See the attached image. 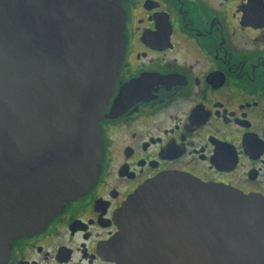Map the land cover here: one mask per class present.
<instances>
[{
    "label": "water",
    "instance_id": "1",
    "mask_svg": "<svg viewBox=\"0 0 264 264\" xmlns=\"http://www.w3.org/2000/svg\"><path fill=\"white\" fill-rule=\"evenodd\" d=\"M122 22L105 0H0V264L94 182ZM113 218L116 264H264V200L226 186L158 175Z\"/></svg>",
    "mask_w": 264,
    "mask_h": 264
},
{
    "label": "flooded vegetation",
    "instance_id": "2",
    "mask_svg": "<svg viewBox=\"0 0 264 264\" xmlns=\"http://www.w3.org/2000/svg\"><path fill=\"white\" fill-rule=\"evenodd\" d=\"M123 51L94 182L1 264H116L102 248L143 183L191 176L264 200V0H105Z\"/></svg>",
    "mask_w": 264,
    "mask_h": 264
}]
</instances>
